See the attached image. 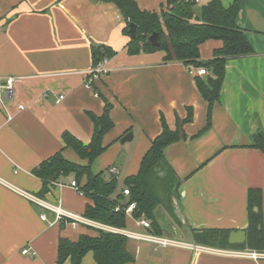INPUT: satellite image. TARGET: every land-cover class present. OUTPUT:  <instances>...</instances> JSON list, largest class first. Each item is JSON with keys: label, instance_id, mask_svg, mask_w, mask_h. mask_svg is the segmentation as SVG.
Here are the masks:
<instances>
[{"label": "crops", "instance_id": "1", "mask_svg": "<svg viewBox=\"0 0 264 264\" xmlns=\"http://www.w3.org/2000/svg\"><path fill=\"white\" fill-rule=\"evenodd\" d=\"M134 1L145 11L160 13L168 8L166 0ZM202 1L207 0L199 4ZM219 1L224 8L232 4V0ZM236 25L245 32L253 54L226 61L219 98L204 131L208 104L195 79L205 82L209 73L198 76L181 63L164 64L163 52L128 55L129 37L123 33L125 23L114 4L0 0V81L17 80L7 104L11 119L0 109V264H58L60 239L76 241L80 235L94 234L86 226L73 228L57 220L28 196L45 204L60 203L64 210L83 215L90 201L70 187L72 177L61 178V187L53 185L40 196L42 182L33 170L57 152L81 163L65 148L62 134L88 144L93 134L89 114L102 115V98L111 106L114 124L103 137L106 150H119L120 139L132 134L128 142H134L133 155L126 177L137 173L151 140L162 131V119L175 130L177 120L191 113V120L183 125L186 139L164 150L181 181L177 195L185 225L173 224L188 247L161 248L128 240L135 257L129 264H264V258L254 261L230 254L252 251L237 245L219 249L194 242V247L190 231H245L249 190L261 193L264 223V154L252 148L255 131L264 134V0H240ZM92 45L115 52L105 64L107 72L93 81L102 98L86 84ZM220 47V41H206L199 47L200 58L211 59ZM19 105L23 110H18ZM105 168H116L118 176L114 161ZM123 189L124 184L118 189L117 182L116 194ZM128 222L124 229L143 232ZM24 248L34 256L22 255ZM158 249L165 257L155 254ZM80 264L96 263L87 253Z\"/></svg>", "mask_w": 264, "mask_h": 264}, {"label": "trees", "instance_id": "2", "mask_svg": "<svg viewBox=\"0 0 264 264\" xmlns=\"http://www.w3.org/2000/svg\"><path fill=\"white\" fill-rule=\"evenodd\" d=\"M103 3L114 4L119 10L125 23L123 33L129 37L126 44L128 55L141 52H163L164 64L181 63L191 69H205L209 76L205 82L196 78V87L202 98L208 104L207 123L204 131L210 126L212 105L218 101L224 77L225 63L231 58H240L253 54L252 48L246 38L245 32L236 25L240 0H232L228 8H224L219 0H207L201 4L196 12L195 4L189 0H166L167 10L160 13L141 10L134 0H97ZM136 25L135 38L129 35V24ZM158 33L160 43L157 47L151 46L147 39L152 33ZM221 42V47L215 49L209 60L200 58L199 47L206 41ZM115 52L104 45L91 46L92 68L104 59L110 60ZM92 91L101 97L93 82H88ZM104 101V111L101 116L89 114L93 124V134L88 144L75 139L69 133L62 134L65 148L71 149L81 163L67 160L61 152H57L42 161L33 170L34 175L42 182L38 193L47 194L55 183L61 178L72 177L73 181L90 204H86L83 217L93 222L107 225L117 229L126 228L129 219L123 211L115 212V206H126L130 202L136 204L134 217L145 218L151 223V232L162 236V221L155 214L162 210L165 220L170 217L176 224L181 222L173 213V201L178 205L177 190L180 179L167 163L164 150L179 141H184L186 135L183 125L191 120V113L185 120H177L175 130H170L165 121L161 120L162 131L150 142L139 163L136 174L126 177L124 189L116 194L117 179L109 173L106 177L104 171L94 173L92 164L106 150L103 137L114 124L110 119V104ZM252 148L264 154V134L257 130L253 135ZM161 173L163 175H161ZM180 208V206H179ZM248 225L245 230L246 240L236 247L254 251H264V223L261 211V193L259 190L248 191ZM63 223L67 220L62 219ZM174 223L173 221H171ZM94 232L93 235L83 234L76 241L60 239L57 247V263L66 260L70 264H80L87 253L93 255L96 264H129L135 260L128 249V240L125 236L87 227ZM196 245L219 249L230 248L228 244L229 232L217 230H190Z\"/></svg>", "mask_w": 264, "mask_h": 264}, {"label": "built area", "instance_id": "3", "mask_svg": "<svg viewBox=\"0 0 264 264\" xmlns=\"http://www.w3.org/2000/svg\"><path fill=\"white\" fill-rule=\"evenodd\" d=\"M189 1H191L195 4L200 3V0H189ZM107 62H108V60L104 59L96 67L91 69V71L88 75V78L86 79L87 85H88V82H93L94 80L100 78L101 76H103L107 72L106 68H105V64ZM191 71H192V73H195L198 76H204L207 74L206 70L202 69V68L191 69ZM16 82H17V80L15 78H7L5 80L0 81V109L4 112L7 119H11V116L8 114V111H7V104L9 103V100L13 96L14 85ZM61 99H62V97H59V100H61ZM18 110L19 111L23 110V106L19 105ZM109 173L115 176V175H117L118 172H117L116 168H109ZM54 185L59 186V187L62 186V184H58V183H55ZM70 187L75 189L76 192H78V194L82 195V193L78 190V187L74 181L70 182ZM122 193L124 196H127L128 195L127 189H124L122 191ZM28 197L33 199L40 206L52 211L55 214L57 220H62V219L67 220V223L73 228H76V227L82 225V226H87L90 228L103 230L106 232L118 233V234L125 236L129 240L143 241V242H147V243L156 245V246L161 247V248H184V247H188V245L183 244L179 239H174V238L164 237V236H158V235L153 234L151 232V223L149 220L142 218V217H139V218L134 217L133 212L136 210V204L134 202H130L126 206L116 205L114 210H115V212L123 211L125 216L130 221H132L134 226L137 229L142 230L143 232L131 231V230L124 229V228L123 229H117V228H113V227L103 225V224H100L97 222H93L87 218H84L82 215H77V214H74V213H71L69 211L64 210L60 206V203L55 204V205L45 204V203L41 202L40 200L35 199L32 196H28ZM40 217L42 220H45L44 215H41ZM189 247L192 248L190 245H189ZM224 253H226V252H224ZM21 254L25 255V256H29V257L34 256V252L30 248H24L22 250ZM230 254L245 257V258H248V259H251L254 261H258V260L264 258L263 252H258V251H254V250L246 251V252H242V253L234 252V253H230Z\"/></svg>", "mask_w": 264, "mask_h": 264}, {"label": "rangeland", "instance_id": "4", "mask_svg": "<svg viewBox=\"0 0 264 264\" xmlns=\"http://www.w3.org/2000/svg\"><path fill=\"white\" fill-rule=\"evenodd\" d=\"M205 1H202L201 4H204ZM201 4H198L195 7L196 12L199 11V8L201 6ZM119 148V150H113V149H107L105 151V153L102 156V159L96 160L93 162L92 164V171L93 172H98L100 171V169L102 171H104L105 176L107 177L108 174L105 171V167L108 166L109 162H113L114 161V166H116L118 168L119 174L116 177L117 178V182H118V189L123 187L124 184V180L126 178V175L129 171V167H130V163L132 160V155H133V146H134V142H126L124 144H121L120 142L116 144ZM171 221H174L171 217H170ZM178 227H182L180 224H177ZM184 230V229H183ZM162 236L164 237H170V238H174V239H179L176 238L175 236H173L171 233H169L166 229H163V233ZM180 240V239H179ZM182 241V240H181ZM150 248H154L155 246L152 245H148ZM235 247V246H231L230 248ZM157 249V247H156ZM264 253V251H261ZM163 251L158 249L157 252L155 253L157 256L163 255ZM165 257V255H163Z\"/></svg>", "mask_w": 264, "mask_h": 264}, {"label": "water", "instance_id": "5", "mask_svg": "<svg viewBox=\"0 0 264 264\" xmlns=\"http://www.w3.org/2000/svg\"><path fill=\"white\" fill-rule=\"evenodd\" d=\"M129 35L130 37L133 39L135 38L136 35V25L133 23L129 24ZM148 43L153 46V47H157L160 43V39H159V35L158 33H152L148 39H147ZM132 139V134L131 133H127L126 135H124L121 139L120 142L121 143H125L128 142ZM161 175H163L161 173ZM173 201V213L176 216V218L181 222L182 225H185L184 219L181 215L180 212V208L179 205L176 201L175 198L172 199ZM156 218L162 221V227L164 229H166L168 232H170L171 234H173L176 238H181V234L179 233V231L177 230V228L174 226V224L170 221V220H165V216L162 210H158L155 214ZM246 240V233L244 230H238V231H233L229 233L228 236V244L229 245H239V244H243ZM192 243L193 246L194 245V240L192 239Z\"/></svg>", "mask_w": 264, "mask_h": 264}]
</instances>
